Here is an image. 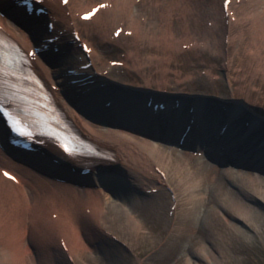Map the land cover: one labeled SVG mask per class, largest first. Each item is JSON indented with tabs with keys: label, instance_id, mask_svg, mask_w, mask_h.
<instances>
[{
	"label": "bare ground",
	"instance_id": "bare-ground-1",
	"mask_svg": "<svg viewBox=\"0 0 264 264\" xmlns=\"http://www.w3.org/2000/svg\"><path fill=\"white\" fill-rule=\"evenodd\" d=\"M21 1L0 0V30L28 53L34 78L51 87L47 108L53 112L50 116L44 111L46 103L38 106L35 94L26 96L25 109L12 111L10 117L19 113L26 129L37 133V138H29L32 151L26 153L9 140L19 138L0 110V264H27L25 254L35 264H52L47 256L77 264L71 249L75 244L88 247L81 231L91 235L99 255L116 260V238L104 225L107 215L117 223L123 211L131 213L140 201V214L154 208L162 215L159 205L154 206L160 203L153 195L158 187L186 180L197 187L212 169V218L201 227L208 234L205 244L201 251L177 258L185 264L221 263L225 250L211 234L219 214L236 235L244 234L243 227L263 231L264 188L253 191L249 176L264 180V117L238 96L222 100L166 91L157 81L154 86L134 85L112 70L126 65L145 72L155 64L164 71L172 58L188 52L203 57L206 49L226 60L229 48L239 47L244 39L246 59L255 64L244 68L256 76L257 70L264 71V0H31L30 11ZM191 20L195 27L187 25ZM176 22L186 28L180 37L171 28ZM110 42L127 49L125 58L102 60L98 48ZM145 44L154 50L141 48ZM21 58L16 61H24ZM207 70L212 75L211 67ZM0 72H6L1 65ZM53 102H58L57 109H52ZM56 122L64 133L60 139L66 136L70 144L77 143L78 161L47 133ZM15 127L23 129L21 124ZM39 127L47 133L43 138ZM156 143L164 147L156 150ZM167 145L187 151L195 167L172 161L164 152ZM147 146L163 170L148 163L154 155ZM169 163L174 164L173 173L167 171ZM100 193L108 203L99 200ZM166 203L165 230L173 227L176 200ZM135 261L141 262L139 257Z\"/></svg>",
	"mask_w": 264,
	"mask_h": 264
},
{
	"label": "rangeland",
	"instance_id": "rangeland-1",
	"mask_svg": "<svg viewBox=\"0 0 264 264\" xmlns=\"http://www.w3.org/2000/svg\"><path fill=\"white\" fill-rule=\"evenodd\" d=\"M198 3L202 5V1ZM193 24L195 25L193 20L187 23V25L194 26ZM199 27L202 28V24ZM171 28L174 30L173 32H175L176 36L179 37L184 31L186 32L185 26L180 25L178 22L173 24ZM138 36L142 37V34ZM91 38L93 43L99 47L100 43L99 40H97L98 37L95 38L93 36ZM246 42V40L242 39L239 47H230V56L226 60L223 56L210 53L208 49H206L203 53V57L197 55L195 52H188L186 56L172 58L168 64H165L166 68L164 71H159L158 65L155 64L152 66L150 65V71L145 72H142L140 67H133L129 70V67L127 68L125 65L122 69L113 68L112 73H120V75L125 78L123 81L130 82L134 85L151 84L154 86L157 81L160 85H164L163 88L166 91L177 90L180 92L185 91V93L193 95H214L222 100H224V98L230 100L233 96H238L239 98H244L243 101L247 100L249 105L255 109L258 114L260 113L261 116L264 117V79L263 81L261 80L264 71L257 70V75L252 76L251 74L254 75L255 72H251L246 70L247 68H244V66L253 67L255 65L253 62L250 63L248 59H246ZM141 48L146 49L147 52L154 50L149 49L150 47L148 48L147 44ZM98 49L101 54L100 57H102L104 62H106L109 57L114 56H122V58H125L124 53H127L126 48L112 42L103 49ZM143 50H141L142 54L144 53ZM162 56L165 55L162 54ZM161 66H164V64L159 65V68H161ZM210 67L212 75L207 72V69ZM118 69L120 72H117L119 71ZM133 139L136 143L139 142L143 144V141H141L142 138L134 137ZM156 144V150L160 149L162 146L164 147L162 143ZM146 145H149L150 148L153 149L151 144L146 143ZM150 148L148 147L147 149L153 151ZM164 149V152L168 154L167 156H169L172 161H181L183 164H191L195 167L196 161L190 158L191 156L187 151L171 148L168 145L165 146ZM152 153L154 156L151 155L152 158L149 157L150 159H147V161H149L148 163L154 164L159 170H163L161 168L162 166L154 159L156 156L155 151ZM173 166V163H169L167 171L173 173L171 172L173 171ZM214 173L215 169H212V171L208 173L204 183H199L197 187L194 186L191 180L184 181V185L182 182L178 184L174 181L167 182V186L162 187V189L158 187L157 192L153 193V195L155 199H157V202L159 201L160 203H155L154 206L158 207L159 205L163 216H158L155 209L151 207L148 212L144 211L140 214L142 211L141 203L143 201L136 203V206L132 207L134 209H132L133 211L131 213L123 211L122 219L117 223L112 221L111 215H107L104 218V225L108 226V228H106L108 229L106 230L108 234H112V236L116 238L115 247H117V252L119 254L116 260H109L108 262L103 255H99L94 245L91 243V235L86 234L87 231H81L82 235L79 231L75 232L76 236L74 235V238L77 240V232H79L80 239L84 238L88 247L81 249L79 245L75 244L74 249H71L74 250L71 251L72 259L77 262V264H185V260L182 257L177 258V255L180 253L190 254L195 250L196 252L201 251L208 235L206 233L207 231H203L201 227L202 224L209 223L212 218L210 207L214 205V202L211 201L212 190L210 188H212L213 183L210 178L211 176L213 177ZM231 175L234 174L232 173ZM197 177H199V175ZM249 178L253 181V189H255L253 191L264 188V180L252 176H249ZM244 179L245 177H241V180ZM225 190V187H223V192ZM199 194H204V197L201 199ZM195 195H197V197H195ZM79 197L82 199L85 198L84 194L81 193ZM190 197L193 198L190 199ZM171 198L176 200L175 220L173 222V227L165 230L163 228L164 224L162 223L165 220L164 215L166 214V206L169 205L166 202ZM99 200L102 203H108L107 201H109L105 198L103 193L99 194ZM75 218L79 221V216H75ZM132 220H136V222ZM129 222L131 226L128 225ZM196 222L198 223L196 224ZM216 222V225L212 227L213 231H211V234L214 236L217 243L220 244L219 246L225 250L220 264H264L263 221V231H256L255 229L252 230L243 227L244 234L241 235H236L233 231H230V227L225 222L222 215H218V220ZM133 223H135V225ZM104 225L102 224L101 226L104 227ZM100 242H102V239ZM222 242L224 243L223 245ZM91 250L96 251L91 253ZM135 257H139L141 262H134ZM19 258L20 261L23 262V256L22 259L21 256H19ZM24 258L27 264H35L37 262L36 259V262H33L30 257H27V254L24 255ZM48 260L52 261V264H61L57 259L55 260L51 256H47L46 261Z\"/></svg>",
	"mask_w": 264,
	"mask_h": 264
},
{
	"label": "snow or ice",
	"instance_id": "snow-or-ice-1",
	"mask_svg": "<svg viewBox=\"0 0 264 264\" xmlns=\"http://www.w3.org/2000/svg\"><path fill=\"white\" fill-rule=\"evenodd\" d=\"M226 4H227V0H226ZM103 6V5H102ZM95 9L93 10V12L92 13H89V14H87L84 18H90V16L92 15V14H94L95 13ZM7 175V174H6Z\"/></svg>",
	"mask_w": 264,
	"mask_h": 264
}]
</instances>
